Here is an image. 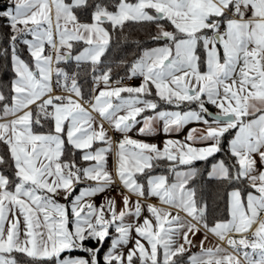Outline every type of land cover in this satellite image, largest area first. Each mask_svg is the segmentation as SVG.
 I'll return each instance as SVG.
<instances>
[{
    "label": "snow or ice",
    "instance_id": "1",
    "mask_svg": "<svg viewBox=\"0 0 264 264\" xmlns=\"http://www.w3.org/2000/svg\"><path fill=\"white\" fill-rule=\"evenodd\" d=\"M0 21L10 30L2 55L10 49L14 72L9 95L0 91V144L8 157L0 155V166L12 169L11 176L0 171V264H21L17 253L30 264H183L202 229L200 251L188 264H264V0H8ZM128 22L157 29V46L130 66L138 86L113 84V68L102 59L112 32ZM21 43L34 67L20 58ZM71 62V71L60 67ZM82 73L96 86L87 101ZM194 122L204 128L166 139L162 148L129 135L135 128L167 136ZM109 129L122 136L114 174ZM232 129L230 155L207 172L209 181L233 186L230 219L209 226L208 205L190 186L199 174L194 162L224 151ZM98 142L104 146L94 148ZM68 145L83 153V165L63 158L75 155ZM160 161L170 162L174 181L150 174ZM117 180L123 207L117 211L109 196L97 206L92 198ZM238 185L248 189L246 199ZM208 234L220 243L205 247Z\"/></svg>",
    "mask_w": 264,
    "mask_h": 264
},
{
    "label": "trees",
    "instance_id": "2",
    "mask_svg": "<svg viewBox=\"0 0 264 264\" xmlns=\"http://www.w3.org/2000/svg\"><path fill=\"white\" fill-rule=\"evenodd\" d=\"M8 0H0V7L7 4ZM131 2H135V0H131ZM81 21H90V17L85 14H79ZM3 22L0 21V91H3L6 96L9 95V85L10 81L14 79V72L12 71L11 65V56L10 49L9 55L7 57L3 56V50L8 48V43L6 40V34L9 33V29L3 27ZM111 31V29H109ZM169 30H171V26H169ZM157 29L155 25L148 24H135L128 22L126 23L123 32L117 30L112 32V41L109 50L106 52L105 57L102 59L105 61V64L111 66L113 68L112 73V81L123 80L129 74V69L131 64L137 60L141 55L143 50L152 48L157 46L155 42L151 40V36L156 33ZM28 38V37H26ZM18 54L21 59L25 60L29 63L30 66L34 67L32 58L28 52L27 46L24 44H18ZM82 48V45H77L74 49V54ZM60 67L65 68V70L71 71L74 69L75 64L71 62L69 65H65L61 63ZM82 85L84 92V99L90 98V91L92 85L91 75L85 76L83 73L81 74V78L79 81ZM155 96V91L153 89V97ZM10 102V101H9ZM163 108L174 109L172 106L161 105ZM2 107V105H0ZM35 108V105L32 106ZM184 106H182L183 108ZM191 107L195 108V105ZM209 110H213L212 105H206ZM184 110H187L184 108ZM149 114V113H145ZM52 127L51 123H49L42 131H48L49 128ZM40 130V129H37ZM234 133V129L230 130L229 133L225 134V137L222 139V148L224 151L217 153L213 157H209L204 161H195L194 167L199 170L198 176L190 182V186L195 187L197 189V198H203V200L208 205L207 211V222L209 226H212L216 221H223L228 218V193L232 190L233 186H229L227 184H219L215 181H209L207 172L210 170L211 165L216 163L220 159H226L225 153H228V141L232 139ZM70 151H74L75 155L70 157V152H66L64 159L73 158L76 162H79L81 151L72 150L71 146H66ZM0 155H4L7 159V149L6 146L0 144ZM230 155V153H228ZM10 163V161H9ZM168 161H160L158 166L151 170V175L162 174L166 175L170 182L174 180V174L169 170ZM187 168V166H177V170ZM0 171H4L6 175L11 176L12 169L7 165L0 166ZM141 183L146 184L145 177H138ZM242 194H245L248 189L245 188L244 185H238ZM110 243V241H109ZM108 244H105V250L107 249ZM17 259L22 263L30 264V261L27 257L22 254H14ZM188 256H190V252L185 253L183 257V264L188 263Z\"/></svg>",
    "mask_w": 264,
    "mask_h": 264
},
{
    "label": "crops",
    "instance_id": "3",
    "mask_svg": "<svg viewBox=\"0 0 264 264\" xmlns=\"http://www.w3.org/2000/svg\"><path fill=\"white\" fill-rule=\"evenodd\" d=\"M53 30L55 31V18H54V13H53ZM28 39H31L30 36H28ZM82 49V48H81ZM81 49H79L78 51H80ZM46 50H47V45H46ZM77 51V52H78ZM122 81V80H120ZM141 81H137L135 82L134 84H131L130 86H138L139 83ZM123 83V81H122ZM113 84H115V81H113ZM125 84V83H123ZM125 85H129V84H125ZM96 86L93 84L92 82V85H91V90L93 88H95ZM100 88H103V84L100 85ZM57 92L55 94H60V92L62 90L60 89H57L56 90ZM155 91V90H154ZM91 92V91H90ZM124 96H127L128 94L127 93H124L122 94ZM34 106V105H33ZM213 110H209V111H212V112H216L218 111L214 106H213ZM169 110H173V109H169ZM151 113L149 114H146V115H150ZM95 115V114H94ZM139 127V125H137V128ZM158 128H161L162 127V123L161 124H158L157 125ZM105 128H108V125L107 123H105ZM190 128H196V129H202L204 128V125L203 124H199V123H191L189 125H187L182 131H180L179 133H172L170 135H165L162 131H158L156 134L154 135H148V136H144V135H139L138 132L136 131V129L134 128L130 133L129 135L131 136V138L133 139H136V140H141V141H144V142H147V143H155L157 144L159 147H163V142L166 140V139H175V140H183L184 137L187 135V132ZM111 129H109V136L112 137L113 141H114V144H113V152L111 154L108 155V158H107V167L109 169V171H112L113 174L115 173V142H118L120 139H122V136H120L119 139H116L114 138L112 135H111ZM236 131L237 129H234V133H233V137L235 136L236 134ZM121 135V134H120ZM232 137V138H233ZM104 145L101 144V143H96L94 144V148H98V147H103ZM193 146L195 147H203V146H206L205 144H200V143H197V144H194ZM82 152H81V156H82ZM80 156V158H81ZM78 164L80 165H83L85 162H83L81 159L79 160V162H77ZM187 168H183V169H180L179 171H186ZM211 170V168H210ZM209 170V171H210ZM156 175H161V174H156ZM174 180H175V176H174ZM173 180V181H174ZM88 183H91V182H86L85 184H82V185H79L77 186V192H79L80 188H83V187H86ZM117 184V190H116V193H110L109 190L106 191L105 193L103 194H98L96 195L95 197H93V201L94 203L99 206L101 205L102 203H104L105 201V196H109V197H114L117 201V211L120 210V208L123 207V204H122V201H121V196L119 193L123 192L124 189L122 188V186L120 185L119 181L117 180L116 182ZM242 196L246 199V193L245 194H242ZM60 200L61 203H65V201L62 199V198H58ZM133 199H135V197H133ZM148 203H152V204H156L157 206H162L159 204L157 198H154V197H150L149 200L147 201ZM229 204V197L227 199V205ZM149 213L147 211L144 212V216H148ZM181 215H183V213H181ZM230 219V216H229V212H228V218L226 220ZM142 222V220H141ZM214 225V224H213ZM212 225V226H213ZM205 233L203 231V229L200 231V233H198L193 239H194V246L190 248L189 252H190V255L192 254H195V253H199L200 251V248H199V242L201 239H203ZM133 236H135V233H133ZM237 238H239L237 236ZM134 243V241H133ZM217 243H220L218 241V239L211 235V234H208V242H206L205 244V247H209V246H215ZM223 247H225L226 249H228L229 252H231L232 250L230 248H228V245L226 243L222 244ZM128 247H132V244L130 243L128 245ZM126 251V249H125ZM63 255V254H62ZM21 264H28V263H22ZM188 264V263H187Z\"/></svg>",
    "mask_w": 264,
    "mask_h": 264
},
{
    "label": "built area",
    "instance_id": "4",
    "mask_svg": "<svg viewBox=\"0 0 264 264\" xmlns=\"http://www.w3.org/2000/svg\"><path fill=\"white\" fill-rule=\"evenodd\" d=\"M123 83H125V84H129V85H131V84H134L135 82H137V81H140V78H129V76H127V77H125L123 80ZM57 92V91H56ZM60 94H64V95H66L67 93H64V92H60ZM88 99H85V101H87ZM85 107H87V104L85 103ZM111 135L114 137V138H116V139H119L120 138V133H117V132H115V131H111ZM116 190H117V184L114 186V187H112L110 190H109V192L110 193H116ZM249 239H251V236H249Z\"/></svg>",
    "mask_w": 264,
    "mask_h": 264
},
{
    "label": "water",
    "instance_id": "5",
    "mask_svg": "<svg viewBox=\"0 0 264 264\" xmlns=\"http://www.w3.org/2000/svg\"><path fill=\"white\" fill-rule=\"evenodd\" d=\"M209 112L214 113V112H212V111H209Z\"/></svg>",
    "mask_w": 264,
    "mask_h": 264
}]
</instances>
